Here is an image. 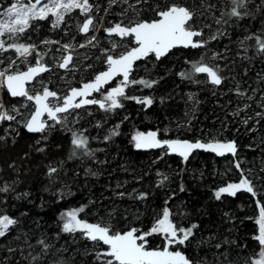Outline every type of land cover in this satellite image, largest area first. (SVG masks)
Returning <instances> with one entry per match:
<instances>
[{"label":"snow or ice","instance_id":"6c2138e0","mask_svg":"<svg viewBox=\"0 0 264 264\" xmlns=\"http://www.w3.org/2000/svg\"><path fill=\"white\" fill-rule=\"evenodd\" d=\"M249 3L250 0H226L224 6L218 7L210 0H201L199 6L195 3L188 6L168 0H107V7L103 8V17L100 16L102 6L98 0H15V2L9 0L8 4L0 3V89H6L11 97L23 98L19 107L15 104L8 107L0 100V127L7 125L4 127V135H0V142L7 143L9 136H12V143L15 144L19 129L24 128L28 133L40 136V139L30 147L35 152L46 153L47 148L42 145H46L49 134L59 126V130L71 134L70 159L79 156L95 160L96 152L103 149H92L88 129L83 126L76 127L81 120L78 110L83 109L91 116L93 113L89 111L88 106L98 105L99 110L104 113H115L125 107L126 101H134L144 109L151 108L157 102V97L133 95L129 90L137 85L142 89H153L163 77L138 78L134 75L139 67L137 62H148L149 58L160 62L178 47L207 49L199 60L185 61L190 67L177 73L182 80L196 84L207 83L214 87L221 86L229 77L223 75L224 69L217 61L221 59L227 61L231 49L229 45H225L224 52L221 53L209 49L208 45L229 35L226 26L231 27L235 22L251 15ZM114 7L121 9L119 13H113L119 19L109 21V25L105 26L104 18ZM217 11L219 16L216 15ZM205 14L218 26L215 31H212L211 24L205 23L199 27L196 25V19ZM44 22L51 31L59 30L61 33L59 39H41L37 36L38 43L33 39V35L39 32ZM73 24L75 30H72ZM206 28L210 31L207 37L204 31ZM101 29L107 34L108 47L101 46L98 36ZM77 36L80 37L79 42ZM116 37L119 41L114 39ZM250 41L254 43L250 44ZM237 45L235 55L242 61L251 62L253 57L248 55L250 49L255 50V56L264 57V29L259 33L249 32L238 40ZM81 49L85 51L81 53ZM93 50H99V55L95 56L94 62L88 64L87 68L95 69L96 62L106 65V68L94 71L90 80L82 81L80 86H70L63 94L49 87L51 80L46 82L44 73L51 76L62 69L65 75L61 76V79L71 85L67 74L75 77L83 62L93 60L90 54ZM208 52H211L210 56ZM205 56L208 57L207 60ZM17 61L24 64L26 70L21 69ZM155 66L153 64V67ZM200 74H205V78L199 79ZM257 75L260 83H264V76ZM231 79L235 83V88L230 91H234L237 99L242 102L237 104L231 115L239 117L241 113H245L242 123L246 126L250 121L256 124L264 121V88L257 84L256 87L249 85L245 89L234 77ZM29 84L31 87H28ZM189 99L193 101L194 107L198 104L195 94H189ZM164 102L165 98L159 97V103ZM29 104L32 111L25 115L21 108L27 109ZM253 104L259 109L255 111L254 117L247 115ZM124 119L128 117L125 116ZM94 126L99 128L102 125L97 122ZM177 127L179 129L186 126L178 124ZM119 128L120 125L117 124L110 129L104 136V141H111L119 136ZM188 128L190 129V122ZM132 140L137 149H163L164 155L177 154L185 163L198 150L215 153L221 157L226 154L236 157L238 152L235 140H221L217 136L196 140L160 138L159 129L138 131L132 136ZM29 155L25 153L24 159ZM98 163L103 164L107 161ZM45 167L46 175L55 181L63 162L61 161L59 166L50 163ZM234 167L239 173L238 182H229L218 187L214 191V198L219 201L225 194L235 197L241 191L250 193L252 197H259L255 201L258 216L254 218L258 233L252 237L256 242V248L245 256L243 264H264V202H262L264 196L260 195L264 192V177L254 174L252 169L241 168L238 159L234 161ZM9 168L16 169V164L10 163ZM87 171L91 175H97L91 168ZM260 171L264 172V168ZM157 176L159 179L156 187H165L169 176L161 172H157ZM19 182L18 179L11 182L5 180L0 184V203H8L7 197L15 193ZM126 183L118 182L116 190L123 188ZM116 190L113 192L118 198L127 197L140 202H146L150 195L136 189L131 192ZM184 190L181 184L179 191ZM70 194V191L66 193L64 190L58 193L60 199ZM30 195L23 192L13 198L20 200ZM174 197L175 193L168 196L160 211L152 209L153 219L147 228L134 226V222L129 221L127 217L123 218L125 226L118 228L112 223V214H109L107 220L101 218L98 222H89L81 217L87 205L70 208L60 213L58 218L60 231L54 237L41 232L33 243L30 232L20 231L12 237L17 246L12 247L9 244L7 251L21 256V261L17 264H73L74 257H66L64 255L66 248L57 247L56 242L59 241L61 233L73 236L79 233L83 239L93 242L92 249H85L84 254L93 256L95 264H210L206 259L198 257L195 249L194 254H188L187 249L192 247L194 241L197 249L205 244L214 247L218 253L215 259L219 264H232L228 260V251L221 249L226 246L231 248L236 242L226 237L222 240L215 236H210L207 240L203 237L197 238L200 225L190 223L185 226L183 218L187 217L188 213L175 212L169 207V202ZM40 207H44L43 202ZM224 215L229 216V213ZM26 216L28 213L22 212L19 217H13L7 213V209L0 213V239L8 238L16 232L22 225L21 217ZM176 217L181 219L178 220ZM139 220V215L134 217V221ZM34 223L37 228L40 227L39 221ZM243 247L248 248L246 244ZM219 257H223V260H219Z\"/></svg>","mask_w":264,"mask_h":264},{"label":"trees","instance_id":"16d2710c","mask_svg":"<svg viewBox=\"0 0 264 264\" xmlns=\"http://www.w3.org/2000/svg\"><path fill=\"white\" fill-rule=\"evenodd\" d=\"M15 0H12L14 2ZM9 0H0V3L8 4ZM101 4L100 16H104L103 8L107 7V0H98ZM178 4L192 6L195 3L199 6L201 0H168ZM211 3L224 6L226 0H210ZM250 16L241 21L235 22L231 27L226 26L229 35L214 40L208 45L209 49H214L221 53L224 52V46L229 45L231 51L228 53L227 61L221 59L217 61L224 69L223 75L229 77L221 86L214 87L211 84H196L182 80L177 73L190 67L186 60H199L201 55L207 49H185L176 48L172 50L169 57L156 62L149 58L148 62L140 61L137 63L138 70L134 75L145 78L163 77L159 84L153 89H142L141 86H134L130 89L133 95H154L157 102L148 109L136 104L134 101H126L123 109H118L115 113H104L96 106H88L93 114L88 116L83 109L78 110L81 116V126L88 129L90 136V147L92 149H103L97 151L95 160L88 157L69 158L72 150L71 134L59 130H53L47 139L46 153L35 152L30 145H34L38 134H30L24 128L19 129V136L16 137L15 144L12 143V136H9L8 142H0V184L7 180H19L16 191L7 197L8 203H0V213L7 209V213L13 217H19L22 212H27L28 216L21 217L22 225L16 229V232L8 238L0 239V264H17L21 261V256L16 253H8L7 246L11 244L16 247L12 237L17 232H30L35 237L41 232H46L49 237H54L60 231L58 218L60 213L70 208H77L81 205H87L85 213L81 217L89 222H98L101 218L109 219L112 214V223L118 228L125 226L124 217L134 222V226H150L153 219L152 209L160 211L164 200L175 193L174 199L169 202L175 212H186L187 217L183 218V223L188 226L190 223H197L200 229L197 232V238L203 237L207 240L210 236L224 239L225 237L234 240L236 243L228 248L226 246L221 251H228V260L232 264H243V259L250 254V250L256 248V242L253 241V235L257 234V225L255 217L258 216V208L255 201L259 197H252L250 193L241 191L235 197L228 195L222 196L221 200L214 198V191L225 186L229 182H238L239 173L234 167V161L240 160L241 168L252 169L254 174L264 177V121L256 124L250 121L246 126L242 123L245 113L239 117H233L231 113L236 109L239 101L234 91L235 81H239L242 88L247 89L249 85L256 87L257 84L264 88V83H260L257 74L264 76V57L255 56V50L250 49L249 56L253 59L251 62L240 60L235 53L238 50L237 42L249 32H261L264 29V0H250ZM121 9L114 7L109 15L104 18V25L108 26L109 21H118L119 17L113 13H119ZM219 16V11L216 12ZM211 24L212 31L218 27L207 14L196 19V25ZM72 30H75L73 24ZM205 37L210 34L209 29H205ZM61 33L59 30L53 32L46 22L42 23L39 32L33 35V39L50 38L59 39ZM98 36L102 47H108L107 34L100 30ZM119 41V38H114ZM199 39V38H198ZM77 41L80 37L77 36ZM39 41L37 40V43ZM254 43L253 41L249 42ZM81 53L85 50L81 49ZM119 51V50H118ZM93 60L83 62L80 71L75 77L67 74L68 81L61 79L65 75L64 70H59L55 75L46 73L44 76L46 82L51 80L49 87L61 92H66L70 86H77L82 81H88L92 78L94 71L106 68V65L96 62L95 69H88L87 65L94 62L99 50H93L90 53ZM211 52H208V56ZM241 55L243 52L241 51ZM47 59V58H46ZM83 60V57H81ZM208 57L205 56V60ZM235 60V63H233ZM19 67L24 69L26 66L17 61ZM153 64L156 66L153 67ZM147 69V71H146ZM169 70H171L169 72ZM247 72V75H245ZM199 79H204L205 74H200ZM38 87V86H37ZM215 93V94H214ZM189 94H195L198 104H193L189 99ZM159 97H164L165 102L159 103ZM0 100L10 107L15 104L20 106L23 98H12L6 89H0ZM259 109L253 104L247 115L255 116V111ZM21 111L28 115L32 111L29 104L27 109L21 108ZM187 113V115H186ZM127 116L128 119H124ZM258 119V118H257ZM100 122L101 127L94 125ZM190 122V129L188 124ZM119 124L120 135L114 137L111 141H104V136L115 125ZM183 124L185 128L177 127ZM4 125L0 127V135H4ZM160 130L162 138H183V139H206L217 136L219 139L235 140L238 145L236 157L226 155L218 157L213 153L199 151L189 158L187 163L182 158L173 154L164 155V150H139L135 147L132 136L136 132H146L149 130ZM167 129V131H165ZM255 129V130H253ZM13 135H15L13 133ZM98 137V139H91ZM25 153L29 157L24 159ZM163 156V159H161ZM63 162V167L56 177L55 181L46 175V165L53 164L59 166ZM98 161H107V163H98ZM10 163L16 164V169L9 168ZM91 168L97 175L88 173ZM157 172L165 173L169 176V181L162 188L156 187L159 179ZM142 177V179H141ZM127 182L123 188L116 190L118 182ZM183 184L184 191L180 192V185ZM136 189L141 192H148L149 199L146 202H140L125 197L118 198L113 190L131 192ZM64 190L70 195H65L63 199L59 198L58 193ZM23 192L31 195L27 198L16 200L13 197ZM264 196V192L260 193ZM93 201L94 203H89ZM43 202L44 207L40 204ZM264 202V201H262ZM224 213H229L225 216ZM139 215L140 220L134 221V217ZM253 217V219H248ZM176 219H181L176 217ZM34 221H39L40 227L37 228ZM215 242V241H214ZM248 248L244 249V245ZM23 246V245H21ZM57 247L66 248L64 255L68 258L74 257L73 264H95L93 256H86L85 249H92L93 242L83 239L79 233L75 236L61 233L60 239L56 242ZM106 248V246H104ZM195 254L206 259L210 264H219L215 259L218 255L217 250L209 244L201 245L197 249L194 241L192 247L187 249L188 254ZM26 254V253H25ZM223 260V257H219Z\"/></svg>","mask_w":264,"mask_h":264},{"label":"water","instance_id":"95a60500","mask_svg":"<svg viewBox=\"0 0 264 264\" xmlns=\"http://www.w3.org/2000/svg\"><path fill=\"white\" fill-rule=\"evenodd\" d=\"M196 39H198V38H196ZM178 48H180V47H178ZM138 62H140V61H138ZM137 62V63H138ZM26 70V69H25ZM86 82V81H85ZM33 83V82H32ZM80 86V85H79ZM10 95V94H9ZM45 119H47V118H45ZM149 131H156V130H149ZM146 132H148V131H146ZM160 138H162V137H160ZM172 139H175V138H172ZM181 139H183V138H181ZM189 140H191V139H189ZM228 140H231V139H228ZM237 143V142H236ZM237 148H238V145H237ZM139 150H144V151H148V150H159V149H139ZM199 151H201V150H199ZM203 151V150H202ZM194 154V153H193ZM213 154H215V153H213ZM173 155H176V156H178L177 154H174L173 153ZM216 155V154H215ZM226 155H231V154H226ZM217 156V155H216ZM180 157V156H179ZM218 157H221V156H218Z\"/></svg>","mask_w":264,"mask_h":264},{"label":"flooded vegetation","instance_id":"af4514ba","mask_svg":"<svg viewBox=\"0 0 264 264\" xmlns=\"http://www.w3.org/2000/svg\"><path fill=\"white\" fill-rule=\"evenodd\" d=\"M26 69V67L24 68V70ZM46 73H44L43 75H45ZM39 79V78H38ZM85 82V81H84ZM33 83H35V82H33ZM113 83H115V82H113ZM81 84V83H80ZM79 84V85H80ZM79 85H77V86H79ZM28 87H31V84H29L28 85ZM50 88H52V87H50ZM54 90V89H53ZM11 97V96H10ZM12 98H18V99H21V98H19V97H12ZM91 106H96V107H98V105H91ZM45 118H47V117H45Z\"/></svg>","mask_w":264,"mask_h":264},{"label":"rangeland","instance_id":"374dc122","mask_svg":"<svg viewBox=\"0 0 264 264\" xmlns=\"http://www.w3.org/2000/svg\"><path fill=\"white\" fill-rule=\"evenodd\" d=\"M15 2V1H14ZM257 233H258V226H257Z\"/></svg>","mask_w":264,"mask_h":264}]
</instances>
